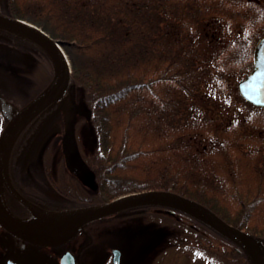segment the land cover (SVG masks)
Listing matches in <instances>:
<instances>
[{
  "label": "trees",
  "instance_id": "trees-1",
  "mask_svg": "<svg viewBox=\"0 0 264 264\" xmlns=\"http://www.w3.org/2000/svg\"><path fill=\"white\" fill-rule=\"evenodd\" d=\"M0 12L32 23L59 41L70 66L67 97L74 93L85 101L88 124L97 137L91 163L97 180L94 195L86 196L63 176L53 182L52 161L45 158L52 151L48 146L42 153L43 168L39 175L32 173L31 180L18 168L23 166L21 156L10 164L16 167L12 180L21 196L59 213L131 193L169 191L244 231L264 259V189L258 184L247 190L241 181L246 172L258 182L264 179L263 154H255L256 163L249 160L250 167H242L252 149L257 153L261 147L249 111L264 119V107L251 105L237 91L264 36V0H0ZM0 31L34 43L19 33ZM40 49L42 63L30 78L27 96L18 99L7 91L0 95L17 102V108L53 76L52 61ZM5 123L3 119L0 131ZM24 210L28 218L23 220H32ZM170 210L189 223L180 224ZM131 212L167 213L156 220L176 224L186 240L189 234L197 238L196 245L187 246L205 253L208 264H248L232 240L166 206L127 208L90 224L118 221ZM90 224L59 247L78 236L88 238L81 244H91L95 235Z\"/></svg>",
  "mask_w": 264,
  "mask_h": 264
},
{
  "label": "rangeland",
  "instance_id": "rangeland-1",
  "mask_svg": "<svg viewBox=\"0 0 264 264\" xmlns=\"http://www.w3.org/2000/svg\"><path fill=\"white\" fill-rule=\"evenodd\" d=\"M47 55L49 56V54ZM41 57L42 52L39 45L0 31V92L7 91L10 96L15 95L18 99L19 96L26 97L31 88L30 78L39 70L40 63H42ZM49 58L51 59L50 56ZM44 67L46 66L44 65ZM62 101L64 104L56 102L41 118L33 120L24 132L19 134L20 138L15 142L10 162L14 164L19 156L22 158L24 156L26 166L23 165L21 168L29 169L27 174L31 176L32 173L42 170L43 167H40L43 159L42 153L46 148L50 149L48 147L50 146L51 154L45 158L52 161L49 169L53 182L59 183L61 180L59 177L63 176L66 181L71 182V185L80 189L86 196L94 195L97 191V180L91 163L97 154V137L92 125L88 124L89 112L86 111V103L76 97L74 93L67 99L63 98ZM12 104L16 106L18 103L13 102ZM14 106L11 107L12 113L15 112ZM60 108L63 109L59 110ZM62 110L64 111L63 120L67 126L61 119ZM249 112L250 118L253 120H250L254 127L253 130L258 137H261V139H256V145H261V147H258L257 153H254V148L252 149L253 154H249L244 159L242 167H250L246 165V161H255V154L264 156V122L261 123L264 119L258 116L259 112L257 111L254 112L250 109ZM1 124L0 116V128ZM65 126L67 127L66 133L68 131L66 138ZM63 145L67 146V149H63ZM30 160L33 164L29 163ZM28 164L33 167H27ZM261 165L264 167V158ZM37 173L34 175L39 174ZM243 178L241 181L245 189L254 190L258 184H261V188L264 189V179L258 182L247 172ZM23 212L25 213V211ZM162 214L167 216L165 212ZM19 215L20 218H28V216ZM113 215L107 216V218H112ZM164 215L157 213V215L149 216L140 212H131L126 213L118 221L105 223L106 225L102 223L90 224V229L94 230L95 237L91 244L82 248L84 251L82 255L77 253L83 241L80 239L81 236L76 237L68 246L52 249L17 242L0 229V264H6L7 258L13 255L17 264H58V258L66 248L73 251L77 264H110L113 247H118L121 251L120 264H208L205 253H196L192 247L187 246L196 245L194 242H197V238L195 239L193 235L189 234L190 238L187 241L183 237L185 233L179 226L156 220ZM171 217L179 220L180 224L189 223L184 216L171 215ZM37 219L40 223L41 218ZM13 222L19 225L17 221L13 220ZM33 224L22 227L32 229L37 223ZM201 234L203 237L212 238L205 232H201ZM87 240L88 238L85 236L84 241L87 242ZM204 244L206 245L205 241ZM201 249H205V246L203 245Z\"/></svg>",
  "mask_w": 264,
  "mask_h": 264
},
{
  "label": "water",
  "instance_id": "water-1",
  "mask_svg": "<svg viewBox=\"0 0 264 264\" xmlns=\"http://www.w3.org/2000/svg\"><path fill=\"white\" fill-rule=\"evenodd\" d=\"M33 26L34 27H31L21 23L17 18H11L0 13V27L13 30L35 41L49 54L54 67V75L49 84L16 113L11 115L0 133V162L2 161L3 156L4 159L6 158L7 152L9 151L16 134L24 126V124L38 111L61 94L67 84L70 73V68L64 62V58L58 49V46L60 47L59 41L52 39L35 25ZM237 89L245 101L254 106L264 107V36L258 41L254 48L252 70L237 84ZM26 117L28 118L13 134L15 127ZM4 167L5 160L4 166L1 167L2 169L0 168V178L3 185L7 188L10 194L23 206L29 209L36 218H41L40 223H38V219H36V221L26 224L14 219L19 223L20 227L28 224L34 225L33 223H37V225L32 229H39L38 231H43L49 228L50 222L56 221L63 215L70 216V218L57 227L55 231L46 236H37L25 233L24 231L16 228L0 213V227L9 235L30 245L39 247L60 245L67 241L77 228L83 224L110 216L126 208L146 204H156L170 206L204 221L209 226L234 241L243 251L248 264H258V258L261 261L258 246L248 234L227 224L208 208L175 193L169 191H147L121 196L110 202L90 205L64 213H50L32 205L20 196V194H18V192H16V190L12 187L6 173L4 172ZM7 264H17V262L11 257L7 260ZM59 264H75L74 256L69 251L64 252L59 258ZM112 264H120V249L118 247H114L112 249Z\"/></svg>",
  "mask_w": 264,
  "mask_h": 264
},
{
  "label": "bare ground",
  "instance_id": "bare-ground-1",
  "mask_svg": "<svg viewBox=\"0 0 264 264\" xmlns=\"http://www.w3.org/2000/svg\"><path fill=\"white\" fill-rule=\"evenodd\" d=\"M18 19V18H17ZM20 20L21 23H24L26 25H29L31 27H34L32 24H29V22L27 23V21L25 20H22V19H18ZM58 49L62 55V57L64 58V62L66 63V65L68 66V62H67V59H66V56L64 55L61 47L58 46ZM28 117H26L25 119H23L14 129L13 131V134L17 131V129L19 128L20 125H22L24 123V121L27 119ZM4 156L2 158V161L0 162V168L4 166ZM2 169V168H1ZM0 213L2 214V216L8 221L10 222V224H12L13 226H15L16 228L24 231L25 233H28V234H31V235H37V236H46L48 234H50L51 232L55 231V229L57 227H59L61 224H63L66 220H68L70 218L69 215H63L61 216L59 219H57L56 221L54 222H50L49 223V228L48 229H45L43 231H38L39 229H25L23 227H20L19 225L15 224L12 219L3 211V209L0 207ZM258 264H261V261L260 259L258 258Z\"/></svg>",
  "mask_w": 264,
  "mask_h": 264
},
{
  "label": "flooded vegetation",
  "instance_id": "flooded-vegetation-1",
  "mask_svg": "<svg viewBox=\"0 0 264 264\" xmlns=\"http://www.w3.org/2000/svg\"><path fill=\"white\" fill-rule=\"evenodd\" d=\"M2 93L0 92V95H1ZM1 99V98H0ZM5 99V98H4ZM8 102L9 103H11V101H9L8 100ZM3 104V103H2ZM0 194H1V191H0ZM9 198V197H8ZM7 197H1V199H2V204L4 203V206L7 208V210H10V212H11V214H13V215H15V216H18L19 214H21V212H23L24 211V207L23 206H21L18 202H15L12 198H10V199H8ZM66 251V249H64L63 251H62V253L63 252H65ZM61 253V254H62ZM77 253H79V254H81L82 255V253H83V251L81 250L80 251V248H78V252ZM74 258H75V255H74ZM75 264H77V260H76V258H75Z\"/></svg>",
  "mask_w": 264,
  "mask_h": 264
}]
</instances>
